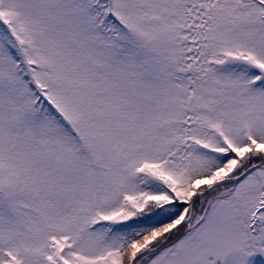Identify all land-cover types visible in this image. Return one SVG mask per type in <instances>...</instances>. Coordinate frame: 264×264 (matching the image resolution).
Masks as SVG:
<instances>
[{"label":"snow or ice","instance_id":"6c2138e0","mask_svg":"<svg viewBox=\"0 0 264 264\" xmlns=\"http://www.w3.org/2000/svg\"><path fill=\"white\" fill-rule=\"evenodd\" d=\"M0 264H264V0H0Z\"/></svg>","mask_w":264,"mask_h":264}]
</instances>
